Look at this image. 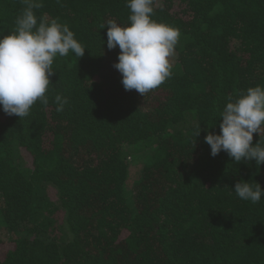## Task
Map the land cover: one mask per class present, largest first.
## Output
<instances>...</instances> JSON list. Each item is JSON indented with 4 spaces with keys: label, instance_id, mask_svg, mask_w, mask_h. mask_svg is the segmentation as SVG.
Wrapping results in <instances>:
<instances>
[{
    "label": "trees",
    "instance_id": "obj_1",
    "mask_svg": "<svg viewBox=\"0 0 264 264\" xmlns=\"http://www.w3.org/2000/svg\"><path fill=\"white\" fill-rule=\"evenodd\" d=\"M40 2L38 21L68 24L86 50L54 58L47 105L0 108V264H264V197L233 191L264 189V165L204 142L229 97L264 87V0H154L180 37L144 97L123 88L100 29L129 23L127 0ZM24 8L0 0V36Z\"/></svg>",
    "mask_w": 264,
    "mask_h": 264
},
{
    "label": "clouds",
    "instance_id": "obj_2",
    "mask_svg": "<svg viewBox=\"0 0 264 264\" xmlns=\"http://www.w3.org/2000/svg\"><path fill=\"white\" fill-rule=\"evenodd\" d=\"M23 3L25 8L16 17L15 30L0 36V108L20 119L30 114L38 100L48 104L45 94L52 84L54 58L67 56L70 51L81 58L86 50L68 24L47 16L38 21L34 9L42 7L40 0ZM153 4L154 0H127L130 15L126 26L113 19L100 25V29L107 28V48L120 49L113 66L122 76L123 88L136 90L143 97L172 75L169 58L180 37L178 29L153 19ZM228 99L219 113V134L209 132L204 137L210 154L215 157L223 151L236 163L254 160L256 165H264V141L260 139L264 132V87H249ZM54 103L56 111L61 112L68 100L57 95ZM254 133L259 135L255 144ZM233 191L239 199L253 204L264 197V189L257 182L253 185L241 180Z\"/></svg>",
    "mask_w": 264,
    "mask_h": 264
}]
</instances>
